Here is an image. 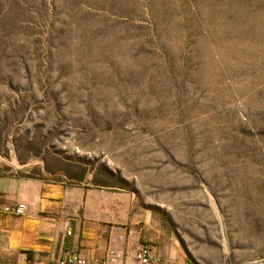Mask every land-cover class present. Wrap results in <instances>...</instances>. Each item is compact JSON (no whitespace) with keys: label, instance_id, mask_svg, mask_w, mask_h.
Returning <instances> with one entry per match:
<instances>
[{"label":"rangeland","instance_id":"rangeland-1","mask_svg":"<svg viewBox=\"0 0 264 264\" xmlns=\"http://www.w3.org/2000/svg\"><path fill=\"white\" fill-rule=\"evenodd\" d=\"M0 172L123 193L187 264H264V0H0Z\"/></svg>","mask_w":264,"mask_h":264},{"label":"crops","instance_id":"crops-1","mask_svg":"<svg viewBox=\"0 0 264 264\" xmlns=\"http://www.w3.org/2000/svg\"><path fill=\"white\" fill-rule=\"evenodd\" d=\"M18 203L22 216L0 211V263L49 264L69 250L103 261L109 250L129 255L142 244L143 229L118 191L0 172V207ZM160 253L179 260L176 251Z\"/></svg>","mask_w":264,"mask_h":264},{"label":"built area","instance_id":"built-area-1","mask_svg":"<svg viewBox=\"0 0 264 264\" xmlns=\"http://www.w3.org/2000/svg\"><path fill=\"white\" fill-rule=\"evenodd\" d=\"M0 211L2 213L22 216L25 214L26 205L23 203L2 205ZM67 235H71V230L67 231ZM117 259H122V264H187L181 260H168L160 253L156 252L151 246L146 244H140L139 247L129 255L109 250L103 261L87 257L74 250H69L64 257L49 264H107Z\"/></svg>","mask_w":264,"mask_h":264}]
</instances>
